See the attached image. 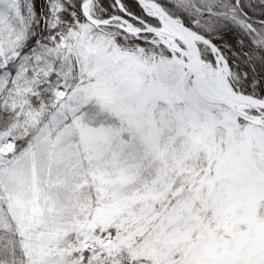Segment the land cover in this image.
Masks as SVG:
<instances>
[{"label":"snow or ice","instance_id":"1","mask_svg":"<svg viewBox=\"0 0 264 264\" xmlns=\"http://www.w3.org/2000/svg\"><path fill=\"white\" fill-rule=\"evenodd\" d=\"M0 264H264V0H0Z\"/></svg>","mask_w":264,"mask_h":264}]
</instances>
